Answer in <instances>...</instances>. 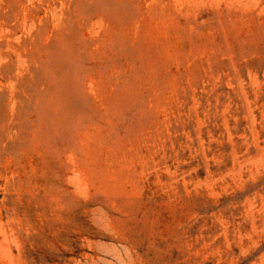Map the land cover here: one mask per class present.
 I'll use <instances>...</instances> for the list:
<instances>
[{"label":"rangeland","instance_id":"obj_1","mask_svg":"<svg viewBox=\"0 0 264 264\" xmlns=\"http://www.w3.org/2000/svg\"><path fill=\"white\" fill-rule=\"evenodd\" d=\"M0 264H264V0H0Z\"/></svg>","mask_w":264,"mask_h":264}]
</instances>
